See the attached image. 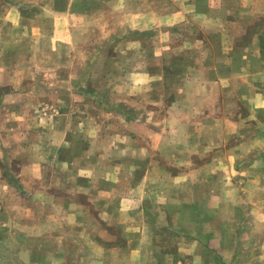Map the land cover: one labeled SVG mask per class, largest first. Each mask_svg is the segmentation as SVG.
I'll return each mask as SVG.
<instances>
[{
    "label": "crops",
    "instance_id": "crops-1",
    "mask_svg": "<svg viewBox=\"0 0 264 264\" xmlns=\"http://www.w3.org/2000/svg\"><path fill=\"white\" fill-rule=\"evenodd\" d=\"M64 3L0 0L2 98L18 97L26 84L24 79L12 84L6 78L9 68L3 61L13 55L12 46H20L23 52L18 56L26 58L41 56L48 43L51 56L75 55V48L87 56L79 42L90 39L91 26L112 33L113 18L122 19V14L128 24L144 26L141 32H147L145 38L134 39V48H144L147 56L159 61L170 59L171 63L164 61L162 72L170 74L163 87L172 92L163 99L156 95L161 86L155 74L160 70L147 63L134 67L133 84L128 77H117L121 70L110 80L111 91H124L114 96L122 97L127 114L73 112L72 102L80 100L74 96L77 91L65 103L60 95L54 98L57 108H66H59L50 129L24 130V135L36 132L33 137L40 141L50 137L58 156L53 166L59 171L55 178L44 176L50 164L26 160L23 154L16 163L17 184L0 177V264H26L21 256L27 249L42 251L44 241L56 243L52 246L58 250L65 248L67 264L79 248L80 256L88 259L82 264H169L172 253L164 248L161 262L154 255L160 245L156 233L164 235L169 228L190 240L179 243L173 256L177 264H187L180 258L192 255L188 247L205 253L193 254V264H206L202 258L208 254L219 258L218 264H264V0ZM92 7L98 11L92 13ZM45 31L49 37L43 39ZM13 66L17 75L27 69ZM121 80L122 88L117 84ZM85 82L82 78L79 87L85 88ZM131 86L134 96L140 91L143 99L124 98L132 96ZM65 87L72 91L76 84L57 82L56 92ZM86 99L83 91L81 101ZM155 120L162 121L161 129L153 125ZM8 134L0 130V168L12 167L6 154L16 151ZM26 143L30 140L24 138L19 147L27 148ZM76 152L82 153L80 163ZM172 200L180 203L176 211L182 216L165 208ZM188 201H194L189 211ZM86 208L103 224L116 218L117 226L134 232V243L105 246L89 237L83 243L73 240L82 229L91 233L81 220ZM119 250L123 261L115 257Z\"/></svg>",
    "mask_w": 264,
    "mask_h": 264
},
{
    "label": "rangeland",
    "instance_id": "rangeland-1",
    "mask_svg": "<svg viewBox=\"0 0 264 264\" xmlns=\"http://www.w3.org/2000/svg\"><path fill=\"white\" fill-rule=\"evenodd\" d=\"M65 1L66 0H55V4L64 6L66 4L64 3ZM111 1L112 0H95V2L102 3ZM60 6L58 8H61ZM91 11L92 13H94L98 11V9L92 7ZM121 18L122 19H119L118 15L113 18V20L116 21V24H112V33L107 31V29L102 26H91L92 30L88 35L90 39L87 41L84 40L82 42H79V44L81 45L82 43L84 44V48L86 49H84V51H88L87 56L77 54V48H75L73 51L75 52V55L74 53H71L70 56H51V51L48 43L49 49H43L41 56L37 58H26L24 56H18L23 52V50L20 49V46L11 47L10 51L13 52V55L4 58L3 61L9 68V73L7 72L6 78L11 83L15 80L20 82L21 79H24L26 81V84H22V87L19 88V91H21L22 94L18 97L17 94L16 96H10L9 101L8 98H2L3 94L0 93V130L5 131L6 134L9 133L6 139H8L9 144L13 146L14 149H16V151H12L10 152V154L8 153V155L6 154L7 158L5 159L7 163H12V167L0 168V177H2V179H13L12 182L17 184V181L14 179V174L17 175L19 171L18 164L16 163L22 161L21 156L23 154L26 155V160H39L44 163H49L50 165L48 167L46 165V167L44 168L43 175L50 178L56 177V171H59V169L58 167H54L53 163L57 160L58 156L54 153L55 151L52 152V142L50 141V137L48 136L42 138V141H40L39 137H37V139L35 140L33 135L36 132H29L28 134L24 135V130L31 131L38 129H50L52 118L57 114L59 108L61 110L66 108V104H60L59 108L54 105L53 100L58 95L62 96V98L64 99L63 103H65V99L69 96H72V92L74 93L75 91H77L74 96H78L80 100L77 102H72L73 108H71V111L73 112H116L127 114L125 112V110H128L127 106L119 100L122 97L114 96V94H119L124 91H111L114 85L110 83V80H112L113 76L116 77L117 75H119L118 71L121 70L120 72H122V76L117 77H128L132 79V81L129 82L133 84L135 80L134 67L136 68L137 65L150 63V65L155 66L156 70H160V73H157L156 71L155 74V76L160 78L159 80H157V83L159 86H161V88L157 89L156 95H158V97L161 99L169 97L172 90L166 89L163 86L165 84V79L168 78L170 74L166 75L162 71L165 68L164 61H166L167 63H171L170 59H161L159 61V58L157 57L147 56L143 47V50L139 47L134 48L135 43L138 42L134 39L145 38L147 32H141L144 26H131L130 24H128L125 21V18L123 19V14L121 15ZM47 30L48 32L50 31V26L49 28H47ZM48 37L49 33L45 31L43 39ZM47 42L48 41L44 42V46H46ZM141 50L144 51L143 56H141L140 54ZM60 64L61 66L59 67V69H57L56 66ZM13 65H23L27 69L25 72L17 75L15 74ZM68 68H71V71L67 72ZM82 78H84V80L86 81L84 83L85 88L79 87L82 86ZM57 82H59V84L63 82L64 85L69 82H75L76 87H74L72 91L67 90V88L65 87L63 89H60L57 93ZM121 82L122 80L118 81L117 84H119V87L122 88L123 84ZM130 88L133 89L132 96H124V98H131L133 101L134 97L143 99V97L140 95V91H138V94L134 96V87L131 86ZM6 90L9 91L8 88H5V91ZM2 91L4 90L1 89L0 92ZM83 91L85 92V97L87 98L86 102L81 101ZM99 98L101 99L98 100ZM99 101H101V104L98 103ZM142 121H144V123H148V120L146 119ZM152 122H154L153 125H156L158 129H161L163 127L161 120H155ZM22 131L23 133L21 134L20 139L18 133ZM24 138H26V142L30 140V143L25 144L26 146H28L27 148H20L19 145L24 142ZM1 140L2 138H0V144L3 143V141ZM75 154L77 155L76 159L78 160V163H80L83 157L82 153L76 152ZM58 155L60 154L58 153ZM149 155L155 157L154 154ZM61 159L64 158L59 157V160ZM76 159H74L73 162H76ZM58 174L60 176L61 171ZM70 175L74 177V172L72 169L70 170ZM71 180L73 181L74 179ZM75 187L76 185L72 186V188L74 189L73 192H75V190L77 189V187ZM79 194L82 193L79 192ZM75 196H78V193H76ZM189 197L190 192H188L187 194V199H189ZM179 205V202H175V200H172L170 204H168L165 208L174 211V213L176 214L175 216H182L180 212L178 213L176 211ZM185 205L187 206V208L185 209H188L189 211L190 208H194V201H188V203H185ZM88 213L87 208L83 210L82 215H84V217H82L81 220L85 221L84 225L86 226V228H91V233L89 234L88 231H85L86 229H82V235L74 238L73 240L77 241L78 243L88 242V239L94 241L96 240L99 241V243L101 242V244L105 246L125 241L134 243V232H127L125 228H120L119 226H117L115 223L116 218L107 217V224H103V221H100V218L97 217L95 211L89 209ZM172 219L174 220V222L171 223V226H174L173 223H176V218L172 217ZM181 219L183 218L181 217ZM205 219L209 220L208 217ZM154 220L159 221V224L163 223L162 219L160 218H155ZM103 229H106V231L104 232ZM157 236L159 238L160 245L157 247V251L154 255L157 256L159 262H161V260H163V257H161L159 252H161V249L164 248L165 251L172 253L169 264H174V260L177 264L178 261H176L173 256L178 254V246L182 242H189L190 240L187 238H181V236H179L177 232L173 231L170 228L164 235L163 233H156V237ZM164 241L167 247H164ZM52 243L53 246L56 244L52 241L42 242V251H40V249H37V251H35L34 249H27L26 255L21 256L22 261L26 262V264H67L65 263L67 257L66 253L64 252L65 248H62L63 250H58L55 247L53 248ZM60 244L68 245L69 242H60ZM80 249L81 248L77 249L75 253H73L68 264H82L84 260H88L86 259V257L80 256ZM186 250H189V253H191L192 255H199V253L205 254L204 250L198 247H196L195 249H190L188 247ZM128 251L127 253H129ZM58 253L60 254V256H58L57 259L51 261L53 256H56V254ZM92 255L95 256V253H92ZM180 255L184 254L181 253ZM192 255H184L185 257L182 256L180 260L183 261V259H185L186 261H183V263L193 264L192 262H190ZM115 257L118 258V261H123L122 250H119L116 253ZM35 259L37 260V263H33ZM92 259L96 258L92 257ZM202 260L204 262L205 260H207L206 264L210 262L213 264H218L220 262L219 258H217L216 256H212L211 254L204 256Z\"/></svg>",
    "mask_w": 264,
    "mask_h": 264
}]
</instances>
